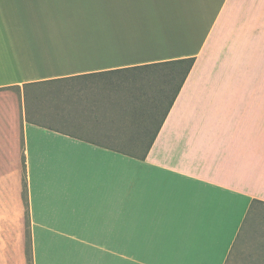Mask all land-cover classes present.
Here are the masks:
<instances>
[{"label": "crops", "instance_id": "crops-1", "mask_svg": "<svg viewBox=\"0 0 264 264\" xmlns=\"http://www.w3.org/2000/svg\"><path fill=\"white\" fill-rule=\"evenodd\" d=\"M190 57L163 117L145 66ZM117 186L172 188L175 227ZM253 200L264 0H0V264H227Z\"/></svg>", "mask_w": 264, "mask_h": 264}, {"label": "rangeland", "instance_id": "rangeland-1", "mask_svg": "<svg viewBox=\"0 0 264 264\" xmlns=\"http://www.w3.org/2000/svg\"><path fill=\"white\" fill-rule=\"evenodd\" d=\"M167 101H162V107L159 106L157 108L156 115L160 114L161 108L164 110L166 107ZM119 173V169L117 168ZM117 173V181H125V177H119ZM143 178V177H142ZM132 178L131 180H134ZM148 181H151L155 178L145 177ZM162 179V178H160ZM152 192H156V197L160 199L161 202H165V204L154 201L155 195ZM175 197L172 188L158 187L157 189L152 188H140V187H129L125 188L122 186H117V200H119L121 207L125 205H129L130 207L127 209H131V212L134 213L135 210L138 211L137 214L141 217H158L161 220L163 227L165 228H174L175 227V211L171 210L170 205L173 201L172 198ZM168 198V199H166ZM153 202L158 203L155 205ZM157 207V208H155ZM140 209V210H139ZM123 211V210H121ZM253 216V215H252ZM250 216L249 218L251 219ZM254 218V216H253ZM260 220L258 223L262 224V230L260 228L259 232H254V226H251V220L249 223L245 224V229L249 231L248 240H246V244L243 245L241 241H237L235 244V248L232 250L227 264H264V246H261V243L264 242V223ZM151 224H146V228L151 227ZM252 227V228H251ZM253 229V230H252Z\"/></svg>", "mask_w": 264, "mask_h": 264}, {"label": "trees", "instance_id": "trees-1", "mask_svg": "<svg viewBox=\"0 0 264 264\" xmlns=\"http://www.w3.org/2000/svg\"><path fill=\"white\" fill-rule=\"evenodd\" d=\"M194 59L192 57L190 58H184V59H176L171 61H164L160 63H155L151 65H146V68H154V71L156 72L158 76V102L159 101H167L166 107L164 109V114L167 113L170 105L172 104L174 98L176 97L183 81L185 80V77L187 73L189 72V69L191 68L193 64ZM156 80V79H155ZM162 84V86H161ZM161 121H159L158 124H160ZM154 135L151 136V138L148 141V147L150 146L151 142L153 141ZM142 155L139 158H143ZM257 205H261L264 207V202L253 200L250 206V210L254 209Z\"/></svg>", "mask_w": 264, "mask_h": 264}]
</instances>
